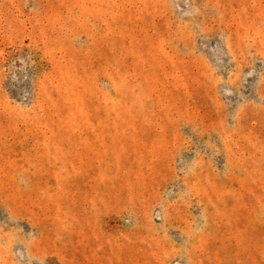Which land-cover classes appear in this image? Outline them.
<instances>
[{"label": "rangeland", "instance_id": "obj_1", "mask_svg": "<svg viewBox=\"0 0 264 264\" xmlns=\"http://www.w3.org/2000/svg\"><path fill=\"white\" fill-rule=\"evenodd\" d=\"M0 264H264V0H0Z\"/></svg>", "mask_w": 264, "mask_h": 264}]
</instances>
